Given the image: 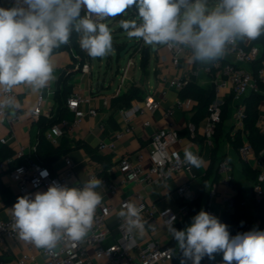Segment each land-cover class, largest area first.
I'll use <instances>...</instances> for the list:
<instances>
[{
    "label": "clouds",
    "instance_id": "9594fccd",
    "mask_svg": "<svg viewBox=\"0 0 264 264\" xmlns=\"http://www.w3.org/2000/svg\"><path fill=\"white\" fill-rule=\"evenodd\" d=\"M133 8L138 19L120 21L130 38L189 49L193 64L218 62L238 42L264 35V0H15L10 8L0 7V93L10 94L23 85L39 94L48 87L56 79L53 51L67 45L72 33L78 34L88 56H106L113 50L112 34L107 24L96 20ZM19 107L15 96L0 98V113L15 115ZM173 156L197 169L203 163L188 148L183 161L178 153ZM40 175L46 177L47 170ZM101 187L102 180L93 176L82 186L53 182L45 192L18 197L10 209L18 238L48 251L64 239L83 240L101 204ZM141 213L140 207L125 201L118 217L129 233L143 236L148 222ZM174 221L173 216L164 224L182 253L181 264H201L205 257L214 260L215 254H222L223 264H264V231L258 228L230 236L229 226L203 209L184 230L173 227Z\"/></svg>",
    "mask_w": 264,
    "mask_h": 264
},
{
    "label": "built area",
    "instance_id": "2783aa9c",
    "mask_svg": "<svg viewBox=\"0 0 264 264\" xmlns=\"http://www.w3.org/2000/svg\"><path fill=\"white\" fill-rule=\"evenodd\" d=\"M9 1L11 4H15V0ZM2 5L3 1L0 0V7ZM84 12L85 10L82 8L81 16L84 15ZM120 17L122 18L123 14L108 17L104 20L97 19L96 23H105L108 27H111ZM131 19H138V16L129 12V20ZM134 42L135 46L129 51L131 55L127 67L123 69L124 76L128 67L135 65L136 56H140V60H142V49L147 47V44L142 39L135 38ZM250 43L251 41L238 42L236 46L231 48L229 54L224 59L209 65H196L193 69L192 75L194 76H197L200 72L209 75L211 77V85L214 87V100L210 106V115L206 119L204 130V137L209 142L213 141L216 128L222 121L226 98L231 97L232 102L236 105L234 114L236 126L242 128L245 119L244 101L248 95L260 92V85L264 84V61L257 73H255L253 67L260 56V48L250 46ZM165 48L172 56L173 65H179L182 54L181 48L173 49L169 46H165ZM90 69L89 63H85L81 67V71L84 73H89ZM188 79L184 77L169 78L163 76L161 80L163 84L180 93L186 86ZM121 84H125V78L122 79ZM3 95L16 97V92L14 90L10 94L0 93V98ZM93 101L92 96L84 95L78 90L73 91L67 99V107L74 112L75 118L73 120L62 119L60 122L54 124L47 130L45 134L46 138L52 144L57 145L64 135L73 136L75 131L82 126L85 117L97 115V108L92 105ZM43 102V95H39L35 107L31 111L33 117L39 118L43 114ZM82 105H90L89 111L83 110L81 108ZM160 105L161 102L158 99L152 95H148L138 108L139 115L146 117L158 110ZM194 105L195 102L193 100L179 97L175 102L174 108L182 111H193ZM173 113L174 109H171L166 115L171 116ZM23 117L24 112L21 111H16L15 115L0 113V123H19ZM144 125L151 127V123L148 120L144 122ZM101 128L103 129V126ZM186 128L190 133V136L187 138L192 140L195 135V126L189 122ZM130 131L131 129L126 127L125 130L117 133V138H123ZM182 140L181 134L171 127L163 129L155 128L151 136V150L124 153L108 168L107 173L110 176L109 178L100 177L98 172L94 171L88 174L86 181L93 176L101 179L103 187L99 189H103L105 193L115 196L121 187L127 183H138L141 186H147L167 181L175 174H191L193 166L180 163L173 156V153H178L180 161H183L180 152L173 149V146L181 143ZM1 142L6 143L7 139L3 138ZM108 148L115 150L116 144L112 142L99 145L100 152ZM239 153L243 161L248 162L259 171L257 183L254 185L255 197L260 198L264 196V160L256 156L252 146L248 142H244L239 149ZM23 156H25V149L24 147H20L14 157L19 158ZM262 156L264 157V153ZM11 161L8 160L3 163L0 166V170H4L3 168L7 164L9 165ZM65 165V172L54 174L48 167L28 160L13 169L10 174L12 179L16 181L18 192L21 195L33 194L40 189L47 191L53 182L70 187V179L75 173L76 165L69 157H65ZM43 170H47L48 175L46 177L40 175ZM218 171L220 181L229 189L234 190V172L231 164L226 160L222 161L219 164ZM117 172L120 174V180L113 178ZM176 193L183 201L181 207L177 210L173 208L157 209L155 205L148 204L143 196L138 193L134 198L123 199L117 206L101 201V204L97 207L92 228L83 240L71 241L64 239L52 251L40 249L38 254L24 253L16 260L15 264H170L173 261L174 252H169L168 250L174 248L172 243L164 245L157 238L159 224L161 223L167 229L164 221L170 220L174 216L173 227L177 229L178 222L188 213L187 204L198 198V191L193 190L189 183L181 184L177 188ZM215 193L214 190H211L209 198L213 197ZM125 201H130L142 209V219L148 222L145 225L146 232L143 236L129 233L122 219L116 224L111 223V215L118 208L121 209V205ZM224 203L226 207L225 212L233 211L234 201L231 195L225 197ZM205 211L216 216L220 222L225 223L223 215L218 214L210 202H208ZM252 229V224L248 223L245 231L247 232ZM169 235L171 234L169 233ZM17 237L18 232L14 228L13 217L11 216L7 220H0V244L6 245L11 243ZM38 255L44 257L43 262L38 261Z\"/></svg>",
    "mask_w": 264,
    "mask_h": 264
},
{
    "label": "crops",
    "instance_id": "0c3cea01",
    "mask_svg": "<svg viewBox=\"0 0 264 264\" xmlns=\"http://www.w3.org/2000/svg\"><path fill=\"white\" fill-rule=\"evenodd\" d=\"M4 8H10L14 6L9 0H2ZM136 14L135 9H129ZM137 15V14H136ZM121 18V17H120ZM119 18V19H120ZM149 48L148 54V73H143V63L140 60L139 66L135 65L128 67L126 75L120 73V82L118 86L109 94L106 93V89L103 84L93 82V68L92 57H88L83 50V58H77L74 54V49L70 51L60 52L52 55L54 62V73L56 77L55 81L50 82L49 86L43 89L39 94H34L27 86H20L15 90L16 99L20 104V107L16 111L24 112V117L19 123H0V141L1 139H7L4 143L14 154L24 147L25 155L29 158H39L41 162L45 164L54 174H61L66 171L65 157L71 158L75 163L76 169L74 175L70 179V187H77L82 185L90 172H99L101 165L95 161L88 153L89 150H97L102 143H115L116 149H106L102 153L108 155L112 162L115 163L120 155L124 153L136 152L138 150L149 151L151 150V136L153 129L159 128H173L180 134L186 129L194 111H182L174 108L175 102L179 98V93L162 83V77L167 76L169 78L184 77L190 78L192 76L193 69L196 65L190 62L191 50L181 48L182 54L179 65L175 66L172 63V56L166 50L165 45H147ZM151 59L153 66L151 69ZM85 63L90 64V72L84 73L81 71L82 65ZM127 67V65H126ZM125 67V68H126ZM138 68V71H137ZM124 76V77H123ZM197 81L199 85L208 87L211 85V77L203 72L198 73ZM125 78V84L122 85V79ZM64 86H69V95L78 90L84 95L92 96L93 106L97 108L96 116L85 117L82 126L77 129L73 136L68 134L64 135L59 144L63 140H66L67 146L64 150V154L59 158L53 160L44 156V153L39 149L40 141V117L44 116L49 119L57 118L59 115V104L55 100V94L57 92L63 93ZM112 83L108 86L111 87ZM139 86L143 89V98L140 100H134L130 107L115 108L111 105V99L115 96L123 95L130 87ZM39 95H43V114L39 117H33L31 111L35 107L36 100ZM68 95V96H69ZM152 95L161 102L160 108L153 113H150L146 117L139 115L138 108L142 105L146 96ZM232 108L229 117L226 121L227 130L231 131L240 129L236 126L234 114L235 104L232 102ZM66 110L73 114V118L69 119L62 117V119L73 120L75 114L67 107ZM195 107V105H194ZM81 108L85 111H89L90 105H82ZM174 109V113L171 116H167L166 113ZM194 110V108H193ZM148 120L151 123V127H146L144 122ZM60 121V120H59ZM58 121V122H59ZM206 120L201 122L199 127V133L204 137ZM103 126V129L101 128ZM258 126L264 131V103L261 105V117ZM130 128L131 131L127 133L123 138L118 139L117 133ZM47 132V131H46ZM45 132V134H46ZM245 142L247 140L245 139ZM57 144V145H59ZM56 145V146H57ZM188 148L194 154L199 155L202 158V166L200 168L192 167L191 174H175L171 179L156 184H150L147 186H141L138 183H127L121 187L119 192L112 196L103 191V189H97L102 196V202L107 204H113L115 206L126 198H134L138 193L143 196L144 200L148 204L155 205L157 209L173 208L177 210L181 207L183 201L178 197L176 190L183 183H189L191 188L195 191L200 189V181L203 176L208 172L211 165V155L214 148V140L209 142L204 139L202 144H197L187 137H183L181 143H177L173 146V149L178 150L181 156L184 158V149ZM218 156L223 157L228 161L234 172V182L237 188L241 189L244 202L248 208V214L251 218L253 228H258L264 231V224L260 223L257 217L254 215V209L252 206V197L254 194V183L251 182L244 174L243 160L240 156L239 150L234 149L232 143L226 139H222L219 142ZM217 167V164H216ZM3 182L10 188L12 194L16 199L12 203H5L0 196V220H7L12 216L11 210L13 205L17 202V198L24 196L18 192L17 183L11 177V171L7 164L3 168ZM113 178L120 180V174L117 172ZM210 190H214L216 193L213 197L209 198V202L212 204L214 210L218 214L225 212V197L232 196L236 193V189H229L222 181H218L210 187ZM208 189V191H210ZM46 190L40 189L36 192H45ZM207 197V196H206ZM207 199H205V203ZM121 209H117L110 218L112 224H116L121 218L118 217V212ZM204 210V208H203ZM157 238L162 241L164 245L172 243L173 239L169 235L167 229L163 225L159 224V232ZM39 248L34 245L20 240L18 237L11 243L6 245L0 244V264H15L16 260L24 253L38 254ZM39 262L44 261V257L38 255ZM181 257L178 251L174 253L173 261L170 264H181ZM188 264H191L189 261ZM201 264H223L222 254H215V259L210 260L207 257L201 260Z\"/></svg>",
    "mask_w": 264,
    "mask_h": 264
},
{
    "label": "trees",
    "instance_id": "16d2710c",
    "mask_svg": "<svg viewBox=\"0 0 264 264\" xmlns=\"http://www.w3.org/2000/svg\"><path fill=\"white\" fill-rule=\"evenodd\" d=\"M114 49L117 51L119 56L120 52L126 46L123 44H113ZM250 46H257L260 48V56L256 63L254 64V71L257 73L259 68L262 66V62L264 61V35L257 38L254 41H251ZM74 49V55L77 58H83V50L79 46V36L76 33H72L70 36L69 43L67 45H62L59 49H55L52 55L58 54L64 51H70ZM148 57H145L143 62V73L147 75L148 69ZM70 87L64 86L63 93L57 92L55 94V100L59 104V115L57 118L49 119L47 117H40V141H39V149L44 156L48 159H57L61 155L64 154V150L67 146V141L63 140L61 144L54 145L52 144L45 136V132L50 129L54 124L61 121L62 117H66L69 119L73 118V114L66 110L65 104L67 102L68 97L70 96ZM260 92L250 94L245 99V119L243 122V127L237 130L234 128L231 131L227 130L226 121L229 117L231 106H232V98L227 97L225 100V105L223 107L222 121L218 124L216 131L214 133V148L211 155V165L205 176L202 177L200 181V189L198 190V198L192 202L187 204L188 213L184 216V218L178 222L177 230H184L186 226L191 223V218L198 214L203 208L204 211L207 207L209 200L210 187L220 180V174L218 171L219 164L224 161L223 157L218 156L219 150V142L222 139H226L230 143L234 149L239 150L245 142H247L252 146L256 156L259 159H263L262 156L264 153V131L262 128L258 126L261 117V105L264 102V84L260 85ZM143 89L139 86H132L130 89L124 93L123 95L115 96L111 99V105L115 108H124L130 107L132 101L140 100L143 98ZM69 95V96H68ZM179 97L182 99H191L195 102L194 114L190 119V123L195 126V135L192 138L197 144H202L204 142L205 137H203L199 133V127L201 122L206 120L210 115V106L214 100V87L213 85H209L208 87H203L199 85L197 81V77L192 75L186 84V86L179 93ZM59 121V122H60ZM182 137H189L190 133L186 128L182 133ZM89 155L97 161L101 165V170L98 172L100 177L110 176L107 173L109 167L112 166L113 162L108 155H103L99 151V147L97 150H89ZM8 160H12L9 163V170L12 171L16 167L24 164L28 160L37 162L43 166L45 164L40 161L39 158H29L26 155L23 157H14L13 152L0 141V166L7 162ZM244 174L246 177L254 183H257L259 171L255 169L251 164L246 161H243ZM217 164V167H216ZM47 167V166H46ZM4 172L0 170V196L2 200L9 204L12 203L16 197L12 194L10 188H8L2 179ZM234 189H236V193L233 195L234 201V209L230 212H224L223 218L225 224L229 226L228 230L230 232V236H235L237 233L246 232L245 228L248 223H251L250 215L248 214V208L244 202V198L241 193V189L237 188V185L233 181ZM208 189L210 191H208ZM207 196V197H206ZM205 199L207 202L205 203ZM252 206L254 209V215L260 221V223L264 224V196L260 198H256L253 194L252 197ZM243 221V224L241 222ZM252 224V223H251ZM172 246L175 250L178 251L179 256L183 259L182 253L179 251L176 245V241L173 239Z\"/></svg>",
    "mask_w": 264,
    "mask_h": 264
},
{
    "label": "rangeland",
    "instance_id": "374dc122",
    "mask_svg": "<svg viewBox=\"0 0 264 264\" xmlns=\"http://www.w3.org/2000/svg\"><path fill=\"white\" fill-rule=\"evenodd\" d=\"M121 20H129V13L125 12L122 18L116 20L115 23L111 25V27H109L112 34V52L102 58L96 57L91 59L94 85H96V83L103 84L104 88H108L106 89V93L108 94L118 86L120 82V73L122 74L123 69H125L131 55V53H129L125 57L120 58L117 54V51L114 49L115 47L113 46V44H127L129 42H134L135 40V37L130 38L127 35V32L121 27ZM148 51L149 48L147 47L142 49V63L144 62ZM152 60L153 59H151V69L153 66ZM135 62L137 66H139L140 56L135 57ZM118 70L120 71V73L117 72ZM111 83L112 86L108 87Z\"/></svg>",
    "mask_w": 264,
    "mask_h": 264
},
{
    "label": "water",
    "instance_id": "95a60500",
    "mask_svg": "<svg viewBox=\"0 0 264 264\" xmlns=\"http://www.w3.org/2000/svg\"><path fill=\"white\" fill-rule=\"evenodd\" d=\"M134 46H135V42L127 43L126 46L123 48V50L120 52L119 57L120 58L125 57Z\"/></svg>",
    "mask_w": 264,
    "mask_h": 264
}]
</instances>
